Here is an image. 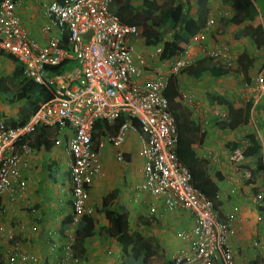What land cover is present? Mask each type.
Returning <instances> with one entry per match:
<instances>
[{
  "label": "built area",
  "instance_id": "1",
  "mask_svg": "<svg viewBox=\"0 0 264 264\" xmlns=\"http://www.w3.org/2000/svg\"><path fill=\"white\" fill-rule=\"evenodd\" d=\"M33 1L42 3L46 19L40 32L46 35L44 42L33 38L22 26L15 12L18 0H0V58L12 57L22 66L23 76L42 86L51 96L20 125H8L0 115V232L4 230L2 198L13 202L26 190L21 167L33 155L35 148L30 142L40 126L54 136L62 133L64 137L69 226L74 229L82 215L94 213V207L88 203L89 187L91 179L102 174V144L94 141L92 134L95 122L103 120L108 129H104L101 138L114 147L116 160L120 162L125 161L121 149L125 132H138L142 179L134 190L152 200L148 203L150 214L159 207L154 203L159 199L164 209L181 208L193 217L192 228L178 232L187 245L174 252L172 263L236 264L227 241L229 220L218 219L214 199L192 185L188 169L176 155V123L164 95L168 73H179L195 61L189 53L195 44L206 58L221 55L219 49L207 51L202 46L212 38L220 18L213 13V1L208 0V17L204 26L188 39L185 45H189L168 59L165 72L155 71L144 79L140 67L144 60L133 54L129 43V38L138 35V27L120 22L110 10L113 0ZM160 50L157 48L155 54ZM54 66H58L57 71L49 69ZM249 88L254 96L264 95L261 73ZM184 100L189 101V97L184 96ZM118 120L120 123L110 130ZM58 143L56 137L55 144ZM262 152L264 155L263 146ZM241 157V153L235 152L231 158ZM259 199L258 207L263 206ZM260 216L264 217V212ZM19 226L23 231L25 226ZM44 236L50 242L49 250H56L55 261L45 263L18 242H12L3 252L0 250L1 264L79 263L71 249L73 232L63 236L48 227ZM12 237L13 234L7 236L8 240Z\"/></svg>",
  "mask_w": 264,
  "mask_h": 264
},
{
  "label": "crops",
  "instance_id": "2",
  "mask_svg": "<svg viewBox=\"0 0 264 264\" xmlns=\"http://www.w3.org/2000/svg\"><path fill=\"white\" fill-rule=\"evenodd\" d=\"M162 1L160 0L159 4ZM212 1L215 6L213 13L220 17L219 25L213 31L212 38L204 41L202 46L207 51L219 49L221 55L216 58H206L196 44L189 50L190 56L195 58L191 65L201 62L205 66L204 70L197 77L182 72L168 73L167 78L172 76L176 86V97L172 101H168L169 108L175 123H178L179 131L184 140L189 143L194 158L200 163L199 167L206 175V179H211L216 189L213 195L216 204L215 209L219 220H229L227 241L233 251L236 264H264V217L260 216V212L252 202L253 193L257 187H261L263 180L259 173L251 177L250 170L254 166V160L242 155L243 149L249 145L248 136L250 134L257 136L264 147V137L261 138L263 132L257 127L262 117L259 108L264 95L254 96L249 88L250 82H253L255 71L261 70L264 73V50L252 45L248 37L242 35L244 31L249 30V25H262L264 17L258 13L254 20H245L239 25H235L227 22L233 13L230 3L223 0ZM141 2L142 0H113L110 10L112 12L118 11L123 18L130 19L136 6L140 5ZM193 2H197V0H191V3L195 5ZM175 3H178V0H175ZM206 4H208V0ZM15 12L29 35L44 42L46 35L40 32L41 25L46 19L43 14L42 3L35 4L33 0H18ZM138 18V16H134L133 21L138 20ZM145 26V22L138 24V35L129 38L132 48L134 42L140 46L139 51L133 49V54L144 60V64L140 66L143 79L148 78L155 71L165 72L168 64V59L159 60V54H155V50L161 48V43L156 45L144 43L143 31ZM262 27L264 31V23ZM169 36L170 33L166 32L163 39H167ZM255 49L259 56L254 53ZM242 51H247L249 56L253 58V66L247 73L248 81L245 80L243 73L237 66L236 58ZM214 67L225 69V71L215 76L210 71ZM184 96H188L189 101H185ZM211 96L219 98L220 102L209 101ZM249 102L252 103V106L249 108V115L246 118L244 109ZM15 104L18 115L22 101ZM217 114L223 117H218ZM0 115L6 119L11 117L16 120L18 118L17 115H5L4 113H0ZM95 141L102 144L100 150L102 152V148L107 142L101 138V135ZM54 148L53 145L47 151L42 148L34 149L33 155L29 156L28 164L21 167V176L27 182L26 190L13 202H9L5 197L2 198L5 210L2 218L4 230L0 232V247L8 248L12 242H18L24 250L40 256L45 263L46 260L55 261L57 253L56 250H49L50 242L41 233L42 228L49 224V227L63 236L65 233H71L74 230L69 225L64 226V222L60 219L56 209L47 204L48 189H51L52 193L55 192L54 183L57 182V175L54 174L50 177L48 174L50 170L47 166L57 165L58 159L55 158L53 161L46 162L45 153L50 151L53 155H57L58 151ZM122 151L124 158H126L125 154L127 155V159L123 163L130 161V151L125 148ZM235 152L241 153L242 157L239 160L231 158ZM61 153L66 165L67 157L63 148ZM102 168L104 169V166L101 163V171ZM45 170H47L45 174L48 178L47 182L44 181L46 176L42 174ZM116 170L119 171V168ZM116 170H107L108 175L102 171L100 176L91 179L88 203L94 209L100 207L102 195L105 197L114 188L120 190L117 178L120 177L119 179L122 180V176L125 175L122 171L114 174ZM108 176L109 179H107ZM125 179L127 186L123 188L127 192L132 186L128 184L126 176ZM59 193L69 195L67 180L66 185L59 190ZM92 194L93 197L99 196L100 200H97L98 197H90ZM68 195L67 197H69ZM119 195L121 200L120 191ZM66 204L69 206V198H67ZM228 215L232 217L229 219ZM51 217L53 218L51 219ZM95 217L99 220H97L96 228L106 224L102 213H95ZM155 217L157 221H162L167 226L173 224L181 226L183 229H179V232L191 229L194 224L192 215L181 208L168 210L160 207ZM19 224L25 226L23 231H20ZM137 228L139 229V226ZM162 233L165 235V232ZM8 234H13L11 240H8ZM94 236L86 240V258L80 260L78 264L120 263L123 250L116 240L104 239L100 235L97 238ZM149 236L151 237L153 234ZM94 239L95 241H93ZM167 240L165 239V241ZM184 244L187 243L184 242ZM183 245L180 244L179 247ZM107 251H110V254H107ZM173 254L169 255L168 260Z\"/></svg>",
  "mask_w": 264,
  "mask_h": 264
},
{
  "label": "trees",
  "instance_id": "3",
  "mask_svg": "<svg viewBox=\"0 0 264 264\" xmlns=\"http://www.w3.org/2000/svg\"><path fill=\"white\" fill-rule=\"evenodd\" d=\"M223 1L230 3V7L233 11L232 16L227 22L239 25L245 20H254L258 15L251 0ZM185 3L187 4L186 8L182 9L183 4L175 3V0H163L161 4L156 0H142L141 4L136 6L135 12H133L130 19L123 18L122 14L118 11H115L114 13L118 16L120 22L124 24L138 26L141 22H145L146 26L143 31L144 43L146 45H156L157 43H161V50L158 58L159 60H167L180 53L183 50L184 45L188 42V39L198 32L204 26L206 21V0H197L196 11H193V6L187 1ZM134 16H138V20L135 19V21H133ZM168 28H170V36L167 39H163V35ZM242 35L247 36L252 45L264 50V31L261 24L249 25V30L244 31ZM7 58L14 60L10 56H7ZM236 61L245 80L248 81L249 78L247 73L253 66V58L249 56L247 51H242L238 54ZM14 62L15 66L9 73L8 78L10 85L15 87V89L11 90L6 80L0 77V97L6 95V98L8 97L7 99L11 103L23 102L19 107L18 118L16 120L11 117L6 119V123L11 126L24 123L29 114L34 111L41 102L51 98L50 94L46 92L42 86L26 79L22 74V66L16 60H14ZM204 67L205 66L201 62H197V64L183 68L180 72L197 77L201 71L204 70ZM49 69L57 71L56 69H58V66L50 67ZM210 71L216 76L222 74L225 69L214 67L210 69ZM175 87L173 77H168L167 86L164 90V95L167 97L168 101H172V99L176 97ZM209 101L220 102L219 98L212 96L209 98ZM251 106L252 103L249 102L244 109L246 111V118L249 115L248 110ZM259 109L262 112V117L257 127L259 130H262V137H264V96L261 99ZM116 122L117 125L120 123V120ZM176 126L178 131L176 155L182 164L188 169L192 185L197 190H200L202 193L210 195L213 198L216 189L211 179H206V175H204L201 167H199L200 163L194 158L189 143L184 140L182 133L179 131L178 123ZM104 129H108L106 122L103 120H97L93 129L92 139L95 141L104 133ZM33 136V140L30 144L36 150L42 148L47 151L55 144L56 137L54 135L52 136V132H49L44 127H37ZM248 143L249 145L243 149L242 155L244 157H251L254 160V166L250 170V175L251 177H254L256 173H259L263 176L264 155L262 152V145L258 137L254 134L248 136ZM125 157V159H127L126 154ZM47 168L50 170L48 173L49 176H54L55 172L52 169V166L48 165ZM119 196L118 189L114 188L102 198L100 207L95 208L93 214L82 215L74 226V238L71 249L74 256L79 260L86 258V240L93 236L94 233L97 234V236L100 235L104 239H115L120 245L123 250V255L118 264H150L153 262V258L157 256L154 249V238L143 236L137 230V227L141 224L130 219L131 210L127 208L128 205L122 203ZM260 200L263 204L261 211H264V197ZM95 213L103 214L104 219L106 220L105 225H99L96 228L97 219ZM151 215L154 216V214ZM143 218L146 219L144 216ZM150 218H152V216H150ZM131 221H133L135 227L131 225ZM63 222L64 226L67 227V225H69V215L64 216ZM165 253L166 252L162 250L160 254L161 257H156L157 259L155 258V261H158V264H173L172 261L168 260V257L165 256ZM91 264H93V262Z\"/></svg>",
  "mask_w": 264,
  "mask_h": 264
},
{
  "label": "rangeland",
  "instance_id": "4",
  "mask_svg": "<svg viewBox=\"0 0 264 264\" xmlns=\"http://www.w3.org/2000/svg\"><path fill=\"white\" fill-rule=\"evenodd\" d=\"M157 2H160V0H156ZM252 3L255 6V10H257L258 13L262 14V16L264 17V0H252ZM264 23V18H263V22L262 25ZM168 28L165 33L169 32ZM150 49L152 47H149ZM133 49H135L136 51L140 50V46L137 43H133ZM255 54H257L256 56H259L257 53V50L255 49L254 51ZM258 58V57H257ZM15 66V62L14 60L8 59L7 57H2L0 58V77L5 79L6 82L8 83V85L10 86V89L13 90L15 89V87L11 86L9 83V78L8 75L9 73L13 70ZM261 72V70L255 71V73L253 74V81L254 78L257 77ZM262 77L264 79V73H262ZM251 93L254 94V92L250 91ZM10 94V93H9ZM8 96V95H7ZM10 97V95H9ZM8 98V97H7ZM6 98V95H2L0 98V113H4L5 115H14L16 116V112H17V105L15 103H11L8 101V99ZM23 103V102H22ZM21 106V105H20ZM19 115V112H18ZM17 115V116H18ZM116 123L114 122L113 124V128H116ZM53 136V135H52ZM56 136V135H55ZM57 137L58 140V144H55V150L58 151L57 155H53L52 152H46L45 153V161L49 162L50 160L53 161V159L57 158L58 159V164L55 166H52V169L54 170L55 174L57 175V182L54 183V190L55 192L52 193L51 189H48V193H47V204L48 206H52L56 209L57 214L60 216V219L63 220L64 216L68 215L70 213V208L69 206L66 204L67 201V195H61L59 193V190L61 188H64V186L66 185V176H67V172H66V165L64 163L63 160V155L61 153L62 148H63V141H64V137L63 134L60 133ZM262 138V136H261ZM139 139L140 136L137 132L133 131V130H127L124 134V141L123 144L121 146V148H125L127 150L130 151L131 153V160L128 162H120L118 160H116L115 157V149L113 146H111L109 143H105V145L102 148V152H101V163L104 166V169L102 168V171L104 172V174L108 175L106 172L107 170H116L119 168V171H115L114 174L119 173L120 171L123 172V174L127 177L128 179V184H130L132 187L127 190L123 188L125 186H127L126 183V179L125 176H122V180H120L119 178H117L118 180V188L120 187V194L121 196V201L122 203H125L126 205H128L127 208H129V210H131V215H130V219L131 220H135L138 224L140 223L141 225H139V229L137 228V230L143 235V236H149L150 234H153L154 238V249L156 251V254L158 258L161 257V252L162 250L165 253V256L169 257V255L173 254L177 249L179 248H183L186 247L187 244L183 243L185 241L181 240L180 237L178 236V230L179 229H183L181 226H176V225H165L162 223V221H157L156 217H154L151 214H154L156 216V212L160 209L161 206V200L159 199H155L154 203L159 206V208L156 209L155 212L150 214L149 211V206L148 203L151 201L150 198H148V196L142 194V193H136V191L134 190V187L137 183H139L142 179L141 177V173L139 171L140 165H141V158L139 156ZM264 139V138H263ZM264 141V140H263ZM54 150V151H55ZM65 170V171H64ZM46 171L45 172H41L42 174H44V176H46ZM47 176L46 178L44 177V181L47 182ZM107 179H109V176L107 177ZM261 179L262 181V185L261 187H257L253 193V198H252V202L254 204V206L257 208L258 212H264L261 211L262 210V206L258 207L256 201L259 199V197L257 196L258 194L261 197H264V175H261ZM111 185V184H110ZM122 186V187H121ZM102 195V193H101ZM45 196V193H44ZM69 196V195H68ZM67 197V198H66ZM93 197V194L92 196ZM95 198H97V200L99 201V196H94ZM93 197V198H94ZM103 198V195L101 196ZM120 198V196H119ZM260 200V199H259ZM119 201V202H121ZM101 202V200H100ZM60 211V212H58ZM133 211V212H132ZM142 216V217H141ZM143 216L146 218L144 219ZM150 216H152V218H150ZM53 217H51L52 219ZM98 220V219H97ZM99 221V220H98ZM133 221H131V225H133ZM50 225L46 224L43 229H44V234L46 233V230L48 229ZM135 227V226H134ZM51 228V227H50ZM190 230V229H189ZM184 231H188V230H184ZM165 232V235H162ZM95 234V233H94ZM147 234V235H145ZM94 236V235H93ZM157 236V237H154ZM95 238H97V235L94 236ZM150 237V236H149ZM93 238V237H92ZM168 239L167 241H165V239ZM95 241V239L93 240ZM92 242V241H91ZM182 244L183 246L179 247V245ZM0 250L3 252V247H0ZM155 257V258H156ZM153 258L154 262L156 259ZM2 262V258L0 257V264Z\"/></svg>",
  "mask_w": 264,
  "mask_h": 264
},
{
  "label": "clouds",
  "instance_id": "5",
  "mask_svg": "<svg viewBox=\"0 0 264 264\" xmlns=\"http://www.w3.org/2000/svg\"><path fill=\"white\" fill-rule=\"evenodd\" d=\"M188 2L189 4H191L192 6H193V10L195 9V11H196V7H197V2H193V3H195V5L194 4H192L191 3V0H185L184 2H182V1H178V3H182V4H184L185 2ZM207 2V1H206ZM187 4L185 3V6H186ZM206 6H207V4H206ZM207 14H208V12H207ZM206 17H207V15H206ZM219 25V24H218ZM263 81H264V79H263ZM251 83V82H250ZM53 135V134H52ZM33 140V139H32ZM31 140V141H32ZM55 145V144H54ZM260 212V211H259ZM260 213H262V212H260Z\"/></svg>",
  "mask_w": 264,
  "mask_h": 264
}]
</instances>
